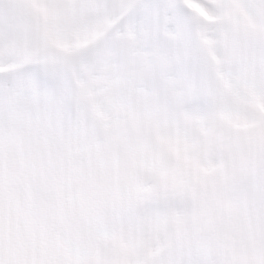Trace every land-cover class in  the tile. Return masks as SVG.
Returning <instances> with one entry per match:
<instances>
[{"label": "snow or ice", "instance_id": "6c2138e0", "mask_svg": "<svg viewBox=\"0 0 264 264\" xmlns=\"http://www.w3.org/2000/svg\"><path fill=\"white\" fill-rule=\"evenodd\" d=\"M0 264H264V0H0Z\"/></svg>", "mask_w": 264, "mask_h": 264}]
</instances>
